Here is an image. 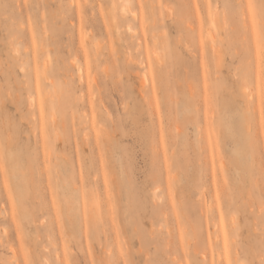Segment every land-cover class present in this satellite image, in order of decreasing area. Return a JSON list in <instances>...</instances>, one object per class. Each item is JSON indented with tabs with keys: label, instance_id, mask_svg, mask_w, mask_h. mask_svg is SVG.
I'll return each mask as SVG.
<instances>
[{
	"label": "rangeland",
	"instance_id": "1",
	"mask_svg": "<svg viewBox=\"0 0 264 264\" xmlns=\"http://www.w3.org/2000/svg\"><path fill=\"white\" fill-rule=\"evenodd\" d=\"M16 263L264 264V0H0Z\"/></svg>",
	"mask_w": 264,
	"mask_h": 264
},
{
	"label": "bare ground",
	"instance_id": "2",
	"mask_svg": "<svg viewBox=\"0 0 264 264\" xmlns=\"http://www.w3.org/2000/svg\"><path fill=\"white\" fill-rule=\"evenodd\" d=\"M240 1V0H239ZM209 10V9H208ZM213 16V15H212ZM214 21H216V20H214ZM210 40V39H209ZM46 66V65H45ZM82 71V70H81ZM43 73V72H42ZM81 79V78H80ZM83 79V78H82ZM17 264V263H16Z\"/></svg>",
	"mask_w": 264,
	"mask_h": 264
}]
</instances>
